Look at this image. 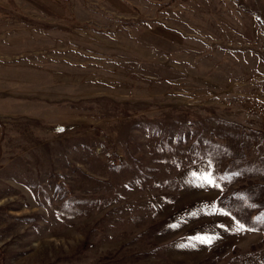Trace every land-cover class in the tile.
I'll return each instance as SVG.
<instances>
[{
	"label": "rangeland",
	"instance_id": "obj_1",
	"mask_svg": "<svg viewBox=\"0 0 264 264\" xmlns=\"http://www.w3.org/2000/svg\"><path fill=\"white\" fill-rule=\"evenodd\" d=\"M0 264H264V0H0Z\"/></svg>",
	"mask_w": 264,
	"mask_h": 264
},
{
	"label": "snow or ice",
	"instance_id": "obj_2",
	"mask_svg": "<svg viewBox=\"0 0 264 264\" xmlns=\"http://www.w3.org/2000/svg\"><path fill=\"white\" fill-rule=\"evenodd\" d=\"M204 183L208 185H214V181L211 179V174L209 173L208 176L202 178ZM242 227V226H241ZM196 239L201 240V242L211 243V239L207 237H197Z\"/></svg>",
	"mask_w": 264,
	"mask_h": 264
},
{
	"label": "trees",
	"instance_id": "obj_3",
	"mask_svg": "<svg viewBox=\"0 0 264 264\" xmlns=\"http://www.w3.org/2000/svg\"><path fill=\"white\" fill-rule=\"evenodd\" d=\"M220 209H224L223 207H220ZM249 220H251V221H254V222H257L258 223V221L254 218V217H250V219ZM238 222V221H237ZM242 225H244L245 227H250V226H253V225H250V224H244V223H242ZM253 227H255V226H253ZM255 228H257V227H255Z\"/></svg>",
	"mask_w": 264,
	"mask_h": 264
}]
</instances>
